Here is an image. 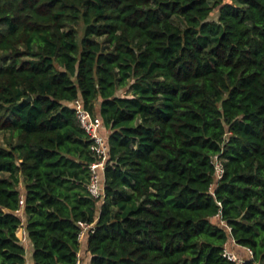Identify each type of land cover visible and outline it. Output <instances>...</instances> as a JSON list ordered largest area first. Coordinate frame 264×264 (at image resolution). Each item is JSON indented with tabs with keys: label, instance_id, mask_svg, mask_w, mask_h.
<instances>
[{
	"label": "trees",
	"instance_id": "16d2710c",
	"mask_svg": "<svg viewBox=\"0 0 264 264\" xmlns=\"http://www.w3.org/2000/svg\"><path fill=\"white\" fill-rule=\"evenodd\" d=\"M0 134V264H264V0H0Z\"/></svg>",
	"mask_w": 264,
	"mask_h": 264
},
{
	"label": "built area",
	"instance_id": "2783aa9c",
	"mask_svg": "<svg viewBox=\"0 0 264 264\" xmlns=\"http://www.w3.org/2000/svg\"><path fill=\"white\" fill-rule=\"evenodd\" d=\"M77 117L85 132L91 140V150L96 158L95 162L91 164V177L88 184V191L92 197L96 199L105 197L106 181L105 171L109 160V146L104 135V123L100 117L91 116L83 107L79 100L75 102ZM217 176L221 177L223 173V164L219 157L215 158ZM95 228L94 223H81V231L79 233V242H83L88 233L93 232ZM21 231V234L18 232ZM18 238L24 243L28 244L27 232L24 226L20 227L17 231ZM249 250V249H248ZM251 253V251L249 250ZM224 256L231 261H240L237 255L231 252L228 247L225 249ZM82 255L78 254V264H81Z\"/></svg>",
	"mask_w": 264,
	"mask_h": 264
},
{
	"label": "crops",
	"instance_id": "0c3cea01",
	"mask_svg": "<svg viewBox=\"0 0 264 264\" xmlns=\"http://www.w3.org/2000/svg\"><path fill=\"white\" fill-rule=\"evenodd\" d=\"M18 233L21 234V231L18 232ZM26 248H27V264H34V262H33V247H32V244L28 243L26 245ZM231 248L234 251H239V252L241 251L236 246H232L231 245ZM83 259H84L83 264H89L90 258L88 257V254L86 252L84 253V258Z\"/></svg>",
	"mask_w": 264,
	"mask_h": 264
},
{
	"label": "rangeland",
	"instance_id": "374dc122",
	"mask_svg": "<svg viewBox=\"0 0 264 264\" xmlns=\"http://www.w3.org/2000/svg\"><path fill=\"white\" fill-rule=\"evenodd\" d=\"M212 19H217V14L212 18ZM122 93V92H120ZM4 139V136L2 134H0V141H2Z\"/></svg>",
	"mask_w": 264,
	"mask_h": 264
},
{
	"label": "water",
	"instance_id": "95a60500",
	"mask_svg": "<svg viewBox=\"0 0 264 264\" xmlns=\"http://www.w3.org/2000/svg\"><path fill=\"white\" fill-rule=\"evenodd\" d=\"M33 100V97L30 96V98L27 99V101H32Z\"/></svg>",
	"mask_w": 264,
	"mask_h": 264
}]
</instances>
